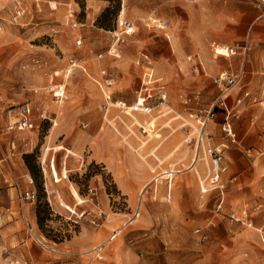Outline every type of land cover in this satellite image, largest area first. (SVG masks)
Wrapping results in <instances>:
<instances>
[{
    "label": "rangeland",
    "instance_id": "374dc122",
    "mask_svg": "<svg viewBox=\"0 0 264 264\" xmlns=\"http://www.w3.org/2000/svg\"><path fill=\"white\" fill-rule=\"evenodd\" d=\"M2 1L0 262L6 247L30 264H264V85L252 86L247 70L224 107L214 81L223 70L264 63V41L252 40L264 31V5L25 0L27 11L15 18L14 1ZM121 14L134 22L132 35L122 33ZM159 19L168 27H155ZM237 41L248 44L245 57L216 56L217 45ZM141 52L150 54L167 93L161 104L154 91L149 113L117 103L137 101ZM53 84L65 85L63 99L49 91ZM244 91L250 96L238 104ZM24 103L33 107L34 128L10 130ZM212 108L203 147H220L228 166L220 210V190L207 184L211 158L197 150L199 115ZM228 113L235 142L223 132ZM146 123L154 128L143 132ZM26 190L36 192L35 202L21 200ZM138 206L141 215L132 219ZM96 207L107 215L100 227L86 213ZM118 229L119 244L116 237L108 242Z\"/></svg>",
    "mask_w": 264,
    "mask_h": 264
},
{
    "label": "built area",
    "instance_id": "2783aa9c",
    "mask_svg": "<svg viewBox=\"0 0 264 264\" xmlns=\"http://www.w3.org/2000/svg\"><path fill=\"white\" fill-rule=\"evenodd\" d=\"M15 7H14V17L20 18L22 17L26 10L25 0H13ZM262 4H264V0H260ZM74 9H70V18L74 16ZM155 27L159 29H165L168 27L169 22L166 19H159L155 20ZM3 22L2 18L0 17V31L2 30ZM119 26L122 28V33L126 35H132L135 32V24L130 19L124 17L119 18ZM82 43V39L78 40V44ZM249 50L247 43H241V44H235V45H217L215 48L216 56H243L245 57L247 52ZM70 64L72 66L78 65V61L75 58H72L70 60ZM136 65L142 66L144 68L143 72V78H142V84L138 91V99L136 102H134L132 105L127 104L126 101H117L119 106L123 107L124 109H130V112H144L149 113L153 106L149 104V99L156 96V93L154 91L156 90L158 92V98L160 99V103H164L167 99V93L164 87L160 86L158 87V79L155 77L154 74V66H153V59L151 58L149 53L141 52L140 56L136 60ZM246 79V70L245 66L242 65L241 68L236 70H223L221 71L214 79L217 86L221 89L223 92L221 100V104L226 107L227 102L226 99L230 95V91L233 90L235 87H241ZM158 87V88H157ZM65 90L66 87L63 84L59 85H51L49 87V91L52 92L53 96L56 100H61L65 97ZM37 92V90H35ZM250 96L249 91H244L243 96L239 97L237 99V103H241L244 99ZM109 98V97H108ZM128 112V111H127ZM43 119L47 118L46 114H41ZM215 116L214 109H210L205 112H201L199 115L198 122L200 123V127L198 130V136H197V150L200 147H203V143L205 141V138H208L207 133L205 131L206 125L208 122L213 119ZM35 126L34 118H33V107L28 104L24 103L20 107V111L17 115V119L9 125L10 130H19V131H26L31 130ZM143 132L145 131V128H143ZM223 132L226 137H228L231 141L235 142L237 140L236 132L233 127V122L230 119V114L228 113L225 117V121L223 124ZM206 142V141H205ZM203 150L210 156L211 158V168L208 176V183L210 186H212L214 189L218 188L220 190L219 195V201L217 204V209L220 210L223 208L225 196H224V190L226 188V183L223 180L224 173L228 170V166L225 162V156L223 151L218 147H213L209 145L207 148L203 147ZM200 152V150H199ZM175 171H170L166 173H174ZM54 176L56 178V174L54 173ZM160 176V175H159ZM173 175H169V178ZM157 178V177H156ZM154 180H157V179ZM210 187H206L203 189V192H208ZM93 191V189H91ZM36 192L34 190H26L20 192V198L23 201L28 202H35L36 200ZM71 212L73 210L69 208ZM254 211H260L262 209L261 204H256L253 207ZM88 215H90V220L93 225L95 226H102L104 221L107 219L106 213L100 208L96 207L94 210H88L86 211ZM141 215V208L138 206L136 210L133 213L132 219H137ZM29 225V223H28ZM28 228L31 229V225L28 226ZM261 242L264 245V222L262 225L258 228ZM117 236V232L114 233L107 241L113 240ZM103 245H100L96 247L98 251H101L103 249ZM1 262L0 264H30L25 259H19L12 257L10 255L9 250L4 247L1 252Z\"/></svg>",
    "mask_w": 264,
    "mask_h": 264
},
{
    "label": "crops",
    "instance_id": "0c3cea01",
    "mask_svg": "<svg viewBox=\"0 0 264 264\" xmlns=\"http://www.w3.org/2000/svg\"><path fill=\"white\" fill-rule=\"evenodd\" d=\"M257 2L259 3V5H264V4H262L260 2V0H257ZM4 6H5V1H2L1 0V3H0V13H1V10L3 9L2 7H4ZM26 10H27V8H26ZM252 40H253V42L255 44L264 41V31H257L256 34L253 36V39ZM241 43H245V42L244 41H237L236 43H234L232 45L241 44ZM236 56H239V55H236ZM140 67H142V66H140ZM142 69L144 70L143 67H142ZM245 70H246V77H247V70H248V73H249V82L252 84V86L253 85H258V84L264 85V63H261L259 66H256V67L255 66H251L250 64H248L247 65V69L245 68ZM245 82H246V79H245ZM261 93H264V91H262ZM261 95L263 96V94H261ZM241 96H243V94ZM241 96H238V97H241ZM137 99H138V97H137ZM259 111L260 110H258V112ZM218 148H220V147H218ZM100 149H101V146H97L96 152H95V157L102 156L101 153H100ZM111 156L114 157L115 155L111 154ZM62 169H63V171H66V172L69 171L68 168H67V166L63 167ZM105 229H106V227H102V229H100V231H98V233L95 234L94 239H97L98 240L101 235H104V233L106 232ZM118 231L119 232H118V235L117 236L120 235V233L122 232V230L118 229ZM117 236H116V240H117ZM113 241L114 240H112L111 242H113ZM117 241H118L117 243L119 244V239ZM118 244H117V246H118ZM117 253L120 255V257H124L125 256V250H120ZM74 264H76V263H74Z\"/></svg>",
    "mask_w": 264,
    "mask_h": 264
},
{
    "label": "bare ground",
    "instance_id": "6f19581e",
    "mask_svg": "<svg viewBox=\"0 0 264 264\" xmlns=\"http://www.w3.org/2000/svg\"><path fill=\"white\" fill-rule=\"evenodd\" d=\"M123 15L121 14V17H122ZM216 57V56H215ZM153 123H146L145 124V126L144 125H142V127L141 128H145V131H149V130H152L153 128H154V125H152ZM146 125L148 126V128L146 127ZM198 130H199V128H198ZM202 146H204V143H203V145ZM204 187V186H203ZM204 189V188H203ZM85 200H83V202H84Z\"/></svg>",
    "mask_w": 264,
    "mask_h": 264
},
{
    "label": "trees",
    "instance_id": "16d2710c",
    "mask_svg": "<svg viewBox=\"0 0 264 264\" xmlns=\"http://www.w3.org/2000/svg\"><path fill=\"white\" fill-rule=\"evenodd\" d=\"M109 11V9L105 10L102 15L99 18V21L102 22V19L104 18V16L107 14V12Z\"/></svg>",
    "mask_w": 264,
    "mask_h": 264
}]
</instances>
